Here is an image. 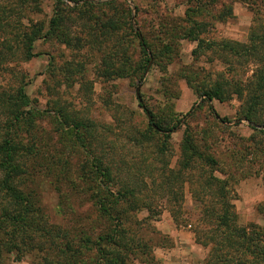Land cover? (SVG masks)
Here are the masks:
<instances>
[{
	"label": "trees",
	"instance_id": "trees-1",
	"mask_svg": "<svg viewBox=\"0 0 264 264\" xmlns=\"http://www.w3.org/2000/svg\"><path fill=\"white\" fill-rule=\"evenodd\" d=\"M65 1L75 5L84 3L70 8ZM65 1H55L53 16L46 25L33 18L40 11V0H0V72L14 76L8 67L42 56L37 51L40 45L54 42L74 53L88 52L90 47L98 54L104 52L100 65L104 71L110 70L116 78H136L138 83L151 62L150 53L158 66L166 68L164 61L181 42L197 43L193 56L212 52L226 67L220 73L223 78L201 80V85L196 86L198 96L210 104L225 103L236 95L241 101L240 120H246L251 130L261 135L264 148V130L258 129L264 127V0H189L185 17L165 23L152 43L140 28L133 27L132 10L125 0ZM235 3L246 6L254 16L247 41L215 42L203 38L211 20L224 23L233 18ZM216 7H221L218 13ZM113 40L115 44L107 47ZM129 44L137 46L136 61L132 60ZM53 60L50 58V64H54ZM65 64L75 70V63ZM245 68L251 69L252 75L246 80H235L234 73ZM187 81L191 83L190 79ZM29 84L22 80L13 88L0 86V236L5 229L10 234L7 245L0 246V262L3 253L19 251L21 241L29 237L32 215L22 185L27 175L36 177L35 169L44 160L42 145L46 142L41 130L35 128L42 112L34 106L38 102L27 94ZM61 109L58 116L64 126L72 129L73 145L86 155L81 175L92 191L98 220L112 223L95 240L73 239L66 248L63 264H94V258L100 264H134L135 261L151 264L154 259L146 249L147 242L141 234L133 232L132 220L142 211L155 213L158 205H164L177 224L194 229L196 244L209 250L205 264H264V227L242 225L234 205L237 180L232 179V169L241 170L244 164L241 160L246 161L245 158L236 156L235 160L229 152L225 157L227 162L222 163L212 154L217 151L203 141L200 146L190 129L183 138L180 159L171 168L169 141L183 122L161 124L146 109L151 118L147 127L143 131L134 130L127 137L142 157L128 161L125 156H118L108 142L106 134L111 133V125L101 127L96 121L80 117L71 106ZM124 170L128 174H121ZM186 184L200 206L196 219H189L184 210ZM40 231L43 229L38 228ZM108 246L113 247L114 253L107 250ZM86 254L91 256V261L84 263Z\"/></svg>",
	"mask_w": 264,
	"mask_h": 264
},
{
	"label": "rangeland",
	"instance_id": "rangeland-1",
	"mask_svg": "<svg viewBox=\"0 0 264 264\" xmlns=\"http://www.w3.org/2000/svg\"><path fill=\"white\" fill-rule=\"evenodd\" d=\"M55 1L40 0V11L33 18L48 25ZM110 1L113 0H102V3ZM188 1L125 0L132 10L133 27L136 30L140 28L151 43L162 32L165 23L185 17ZM65 2L70 8L84 3L75 5ZM232 7L233 18L224 23L211 20V26L203 38L215 42L247 41L254 16L240 3ZM220 8L216 7L215 12L218 13ZM114 42L106 46L112 47ZM129 45L132 60L136 61L137 46ZM196 48L197 43L181 42L164 61L166 68L158 66L150 53L151 62L143 80L138 83L136 78H116L110 70L104 71L100 66L104 52L98 54L96 49L90 47L88 52L79 54L54 42L40 45L37 51L42 52V56L16 67H8L14 76L0 72V86L4 88H13L22 80L30 83L26 88L27 94L31 100L38 102H34V106L37 105L42 112L35 128L41 130L46 142L42 145L45 149L44 160L39 163L38 170L35 169L38 174L35 178L27 175L22 185L32 215L29 237L21 241L19 251L3 253L0 264H63L66 261V248L71 246L73 239L90 237L95 240V236L112 226V223L98 220L92 191L81 175L86 155L75 148L72 129L64 126L58 116V110L67 106L74 108L80 117L96 121L101 127L111 125V133L106 134L108 142L118 156H125L128 161L131 158L138 161L142 157L141 151L128 143L127 137L134 130L143 131L147 127L151 118L146 109L152 111L161 124L183 122L169 141L168 161L171 168L180 159L181 144L186 131L190 129L200 146H203V141L217 151L215 155L211 153L222 163L227 162V153L235 156V160L238 159L236 156L245 158L246 161L241 160L244 163L241 170L232 169V179L237 180L234 205L242 225L264 227L263 138L251 130L246 120H240L241 101L236 95L225 103L213 101L210 104L198 96L196 86L201 85V80L208 78L216 81L218 76L223 78L220 73H224L226 67L216 60L212 52L193 56ZM50 58H54V64H50ZM65 63H75V70ZM240 70L234 73L235 80H246L247 76L252 75L249 68ZM188 79L191 80L190 84ZM258 129L264 130V127ZM114 170L119 173L116 167ZM121 174H128V170ZM183 205L187 217L196 219L200 206L193 200L188 184ZM132 223L135 227L133 232L141 234L147 242L146 249L154 259L151 264H205L209 250L197 245L194 229L177 224L164 205H158L152 214L140 212L134 216ZM38 228L43 231L38 233ZM9 236L8 229L3 230L1 247L7 245ZM107 250L114 253L112 246H108ZM93 260L94 264L102 263L98 258ZM90 261L91 256L86 254L83 262ZM134 264L139 262L135 261Z\"/></svg>",
	"mask_w": 264,
	"mask_h": 264
}]
</instances>
